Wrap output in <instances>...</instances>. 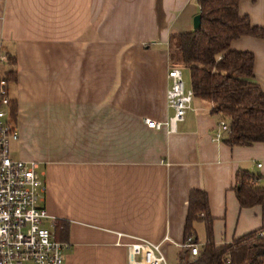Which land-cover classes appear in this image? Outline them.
Instances as JSON below:
<instances>
[{
  "label": "crops",
  "instance_id": "crops-1",
  "mask_svg": "<svg viewBox=\"0 0 264 264\" xmlns=\"http://www.w3.org/2000/svg\"><path fill=\"white\" fill-rule=\"evenodd\" d=\"M239 13L264 27V0ZM199 14L196 0H0V77L19 136L11 157L39 165L42 206L66 226L64 264H127L132 238L161 243L166 261L178 255L193 192L207 196L216 246L264 226V205L241 208L234 191L238 172L264 187V144L213 142L218 120L197 99L171 133L143 122L172 116L169 40ZM230 49L253 54L264 93V41ZM192 229L204 245L206 224Z\"/></svg>",
  "mask_w": 264,
  "mask_h": 264
},
{
  "label": "trees",
  "instance_id": "trees-1",
  "mask_svg": "<svg viewBox=\"0 0 264 264\" xmlns=\"http://www.w3.org/2000/svg\"><path fill=\"white\" fill-rule=\"evenodd\" d=\"M242 1L196 0L200 28L169 40L170 66L189 71L194 99L208 107L218 122L227 124L228 132L222 142L230 147L264 144V93L254 79V56L230 49L233 41L244 37L264 41V27L252 26L247 16L240 15ZM16 112V105L12 103L13 120ZM253 180L244 172L236 175L234 191L241 208L264 205V187L253 184ZM197 221L206 224L208 240L199 246V255L195 258L190 257L188 249H182L177 255V264H264V236H261L264 226L229 244L216 246L212 240L207 196L203 192H193L190 196L186 239L192 238V224ZM65 231L62 222L56 223L57 240H63ZM193 242L198 244L194 238Z\"/></svg>",
  "mask_w": 264,
  "mask_h": 264
},
{
  "label": "built area",
  "instance_id": "built-area-1",
  "mask_svg": "<svg viewBox=\"0 0 264 264\" xmlns=\"http://www.w3.org/2000/svg\"><path fill=\"white\" fill-rule=\"evenodd\" d=\"M167 79L166 103L172 116L164 123L143 122L148 129L171 133L191 110L194 96L192 90H186L180 68H169ZM11 106L9 82L0 77V264H64L69 246L56 239V224L42 206L44 184L39 165L11 157V147L19 139ZM227 132V124L218 122L212 141L222 142ZM179 247L188 249L191 258L199 255V245L191 237ZM125 248L127 264H167L161 243L132 238Z\"/></svg>",
  "mask_w": 264,
  "mask_h": 264
},
{
  "label": "rangeland",
  "instance_id": "rangeland-1",
  "mask_svg": "<svg viewBox=\"0 0 264 264\" xmlns=\"http://www.w3.org/2000/svg\"><path fill=\"white\" fill-rule=\"evenodd\" d=\"M181 73H182V78H183V82H184L186 90H191L189 71L187 69L182 68ZM17 148L18 147H16L15 144H13L11 147V150L13 151V155L15 154V157H18L16 153L17 151L19 152V150ZM167 264H177V255L172 251L169 252L167 255Z\"/></svg>",
  "mask_w": 264,
  "mask_h": 264
},
{
  "label": "water",
  "instance_id": "water-1",
  "mask_svg": "<svg viewBox=\"0 0 264 264\" xmlns=\"http://www.w3.org/2000/svg\"><path fill=\"white\" fill-rule=\"evenodd\" d=\"M200 25H201V16L199 14L193 18V30L199 29Z\"/></svg>",
  "mask_w": 264,
  "mask_h": 264
}]
</instances>
